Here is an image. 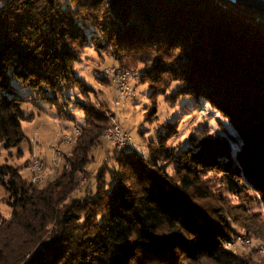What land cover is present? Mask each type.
<instances>
[{
  "label": "trees",
  "instance_id": "16d2710c",
  "mask_svg": "<svg viewBox=\"0 0 264 264\" xmlns=\"http://www.w3.org/2000/svg\"><path fill=\"white\" fill-rule=\"evenodd\" d=\"M88 49L138 74L145 121L191 99L219 131L193 126L171 145L177 117L146 152L117 148L103 136L109 101L75 69ZM37 101L79 133L39 182L30 160L0 161V264H264L226 248L264 236V0H0V147L19 158L35 116L23 106Z\"/></svg>",
  "mask_w": 264,
  "mask_h": 264
},
{
  "label": "rangeland",
  "instance_id": "374dc122",
  "mask_svg": "<svg viewBox=\"0 0 264 264\" xmlns=\"http://www.w3.org/2000/svg\"><path fill=\"white\" fill-rule=\"evenodd\" d=\"M100 64V65H99ZM115 65L113 58L105 52L97 53L93 49H88L86 55L83 57L81 62L75 64V69L80 71V74L84 77L86 82L94 87L101 98H106L109 101V115H114L120 123L123 130L127 131L135 140L133 146H137L142 152H146L147 143L154 133L157 132L158 127L167 121H173L177 117L180 118L179 121V134L175 136L174 139L170 141L171 145L181 144L182 147L186 145V139L189 133L192 131V127H204L209 126L211 132L216 134L219 128L215 121L216 113L209 111L205 104H194L191 99H184L178 103L175 109L168 108L162 102L158 105L157 120L149 123L145 121V111L150 108L149 99V88L139 84V76L137 73L130 71L132 74L136 75V80L131 81V85L136 92L135 97H128L127 99L121 101L120 105L116 108L113 105L114 91L113 89L105 90L100 93L99 85L94 80V67H100L102 70ZM101 87V86H100ZM110 87V86H109ZM24 95L30 96V91L26 88L19 87ZM43 109V110H42ZM74 112V107H71ZM205 111H203V110ZM23 110L26 114L34 113L35 116L31 120H25L22 122V129L26 136V140L20 146L22 150L21 158L17 157L15 150L7 152L0 147V161L7 159L9 162L18 164L23 163L26 160H30L31 155L35 153L38 157L44 160V172L51 173L57 168L59 160L61 157H56V163H54V153L52 146L58 144L55 140L57 133H70L73 131V123L70 121H59L55 117V112L49 107L48 104L43 102H36L33 105L25 104ZM77 121L82 120V114L74 113ZM229 132L232 129L228 126L226 121H222ZM138 131L142 132V135L138 134ZM107 142V141H106ZM111 144V143H110ZM60 150L66 152L68 145L64 143H59ZM118 148V147H117ZM95 159L90 163L89 167L95 169L103 158V150L97 149L95 151ZM62 159V158H61ZM27 174V169L23 171ZM85 182V177L81 178V183ZM3 192L0 188V198ZM0 212L9 216L11 208L0 200ZM264 228V226L262 227ZM239 232L238 228H235ZM248 239V242L244 240ZM233 245L227 246L226 248L231 249L236 253L251 254L255 258L264 256V236L248 237L243 233H238V235L232 240Z\"/></svg>",
  "mask_w": 264,
  "mask_h": 264
},
{
  "label": "built area",
  "instance_id": "2783aa9c",
  "mask_svg": "<svg viewBox=\"0 0 264 264\" xmlns=\"http://www.w3.org/2000/svg\"><path fill=\"white\" fill-rule=\"evenodd\" d=\"M105 73H111L113 77L114 82V97H113V105L116 108L120 105L121 101L127 99L130 96H135L136 92L134 88L131 85V81L134 80V77L136 75L132 74L128 70H118L116 65L109 66L104 69ZM116 114H112L111 116V125L106 130V140L112 142L116 147H120L121 144H130L133 146L134 138L125 130L122 129L120 126L119 121L114 116ZM79 132V130H78ZM68 136V133H57L55 140L58 142V144L52 146L53 153H55V163H56V157H61L62 152L59 147V143H64L66 141V138ZM41 158L36 155V160L33 161V163H30L28 168L30 166H42ZM35 181H30V183H35ZM246 240V239H244ZM227 243V244H231Z\"/></svg>",
  "mask_w": 264,
  "mask_h": 264
},
{
  "label": "bare ground",
  "instance_id": "6f19581e",
  "mask_svg": "<svg viewBox=\"0 0 264 264\" xmlns=\"http://www.w3.org/2000/svg\"><path fill=\"white\" fill-rule=\"evenodd\" d=\"M106 75L110 78L111 80V84H112V87L114 89V82H113V77H112V74L111 73H106ZM136 80V77H134V81ZM109 128V126L105 129L104 131V138L106 139V130ZM78 128H74L72 132L68 133V136L66 138V141H65V144H70L73 140V137L75 134H78ZM132 145L130 144H121V146L119 147V149H122V150H125V149H128L130 148ZM36 160V154L33 153L31 155V158H30V163H33V161ZM42 166L40 167H37V166H30L29 168L27 167V171L28 173H30L32 176H31V179L30 181H35L37 180V182L41 181L43 179V171H44V160H42ZM53 161L55 163V153H54V158H53ZM246 239L245 241L248 242V239L247 238H244ZM233 245V242L231 244H226V247L227 246H232Z\"/></svg>",
  "mask_w": 264,
  "mask_h": 264
}]
</instances>
